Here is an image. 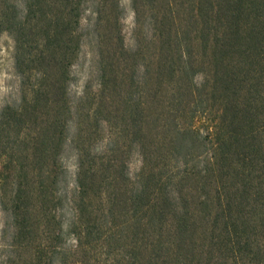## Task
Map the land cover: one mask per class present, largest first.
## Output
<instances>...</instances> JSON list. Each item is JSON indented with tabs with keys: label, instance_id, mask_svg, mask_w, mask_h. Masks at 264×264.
<instances>
[{
	"label": "trees",
	"instance_id": "16d2710c",
	"mask_svg": "<svg viewBox=\"0 0 264 264\" xmlns=\"http://www.w3.org/2000/svg\"><path fill=\"white\" fill-rule=\"evenodd\" d=\"M129 8L0 0V264H264V0Z\"/></svg>",
	"mask_w": 264,
	"mask_h": 264
},
{
	"label": "rangeland",
	"instance_id": "374dc122",
	"mask_svg": "<svg viewBox=\"0 0 264 264\" xmlns=\"http://www.w3.org/2000/svg\"><path fill=\"white\" fill-rule=\"evenodd\" d=\"M125 7V16L123 18V29L128 35L132 25V12L129 8V0H120ZM13 41L7 34L0 36V108L8 102H11L17 94V76L13 68ZM89 54L88 48L84 47L77 63L73 67L74 79L70 85L71 93L78 95L82 92L85 81L88 78ZM65 165L69 171L74 169V161L71 155L65 158ZM3 222V216L0 210V228Z\"/></svg>",
	"mask_w": 264,
	"mask_h": 264
}]
</instances>
